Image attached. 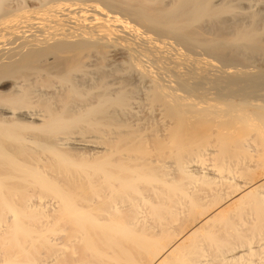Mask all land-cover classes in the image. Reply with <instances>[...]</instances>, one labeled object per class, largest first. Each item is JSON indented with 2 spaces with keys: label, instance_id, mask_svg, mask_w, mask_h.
Wrapping results in <instances>:
<instances>
[{
  "label": "bare ground",
  "instance_id": "6f19581e",
  "mask_svg": "<svg viewBox=\"0 0 264 264\" xmlns=\"http://www.w3.org/2000/svg\"><path fill=\"white\" fill-rule=\"evenodd\" d=\"M0 264H264V0H0Z\"/></svg>",
  "mask_w": 264,
  "mask_h": 264
}]
</instances>
